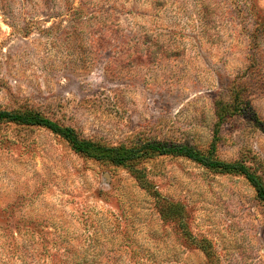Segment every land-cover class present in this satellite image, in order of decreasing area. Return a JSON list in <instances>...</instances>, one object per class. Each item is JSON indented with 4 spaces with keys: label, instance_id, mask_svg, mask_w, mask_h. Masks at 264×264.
Here are the masks:
<instances>
[{
    "label": "rangeland",
    "instance_id": "obj_1",
    "mask_svg": "<svg viewBox=\"0 0 264 264\" xmlns=\"http://www.w3.org/2000/svg\"><path fill=\"white\" fill-rule=\"evenodd\" d=\"M234 93L250 108L217 156L264 176V0H0V109L206 151ZM133 168L148 188L46 128L0 123V264H264L244 176L173 156Z\"/></svg>",
    "mask_w": 264,
    "mask_h": 264
},
{
    "label": "trees",
    "instance_id": "obj_2",
    "mask_svg": "<svg viewBox=\"0 0 264 264\" xmlns=\"http://www.w3.org/2000/svg\"><path fill=\"white\" fill-rule=\"evenodd\" d=\"M215 105L218 121L213 141L206 151L190 144L159 141L155 138L138 141L133 145H111L102 140L85 138L74 127L65 126L33 108L0 109V123L46 128L66 140L76 153L87 159L110 164L113 167L131 168L143 188H148V183L142 173L133 168L134 164L158 156L183 157L207 170L244 176L254 187L260 202L264 204V176L255 168V164H251L247 160L224 161L217 156L222 126L237 114L249 111L247 97L244 94L234 93L228 100H217ZM254 119L256 123H260L258 118ZM173 207L176 209L175 206Z\"/></svg>",
    "mask_w": 264,
    "mask_h": 264
}]
</instances>
